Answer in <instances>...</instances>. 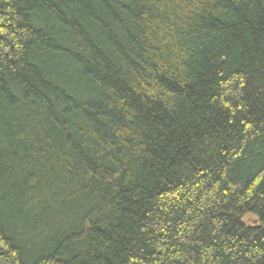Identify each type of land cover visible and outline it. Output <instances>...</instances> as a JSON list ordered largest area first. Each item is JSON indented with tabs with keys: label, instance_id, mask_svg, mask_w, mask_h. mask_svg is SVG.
<instances>
[{
	"label": "trees",
	"instance_id": "1",
	"mask_svg": "<svg viewBox=\"0 0 264 264\" xmlns=\"http://www.w3.org/2000/svg\"><path fill=\"white\" fill-rule=\"evenodd\" d=\"M0 264H264V0H0Z\"/></svg>",
	"mask_w": 264,
	"mask_h": 264
}]
</instances>
